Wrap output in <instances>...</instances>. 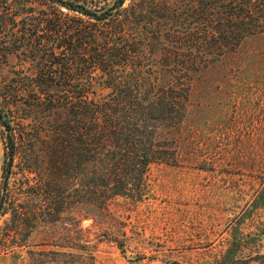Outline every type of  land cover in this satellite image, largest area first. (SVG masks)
<instances>
[{
    "label": "trees",
    "instance_id": "obj_1",
    "mask_svg": "<svg viewBox=\"0 0 264 264\" xmlns=\"http://www.w3.org/2000/svg\"><path fill=\"white\" fill-rule=\"evenodd\" d=\"M125 2L0 0V45L33 67L0 85V250L62 217L73 176L98 169L89 190L114 195L140 183L171 152L192 75L264 30V0ZM147 53L172 81L159 83ZM97 72L110 91L94 99ZM250 238L232 237L211 264H264V253L241 254Z\"/></svg>",
    "mask_w": 264,
    "mask_h": 264
},
{
    "label": "rangeland",
    "instance_id": "obj_2",
    "mask_svg": "<svg viewBox=\"0 0 264 264\" xmlns=\"http://www.w3.org/2000/svg\"><path fill=\"white\" fill-rule=\"evenodd\" d=\"M146 60L160 84L174 79L156 53ZM17 69L33 67L0 45V85ZM90 88L94 99L110 91L99 72ZM170 136L166 159L150 163L126 193L99 186L91 192L101 183L98 169L71 177L73 197L62 217L37 221L26 239L10 242L21 247L0 250V264H211L242 234L251 236L242 255L264 253V30L192 75L184 115ZM81 193L96 203L75 202Z\"/></svg>",
    "mask_w": 264,
    "mask_h": 264
}]
</instances>
